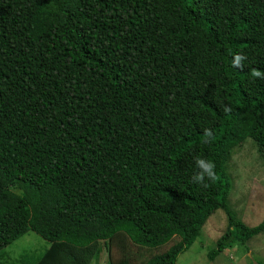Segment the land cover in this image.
Segmentation results:
<instances>
[{"label": "trees", "instance_id": "trees-1", "mask_svg": "<svg viewBox=\"0 0 264 264\" xmlns=\"http://www.w3.org/2000/svg\"><path fill=\"white\" fill-rule=\"evenodd\" d=\"M253 70L264 0H0V257L33 231L49 245L20 264H175L217 209L210 260L263 232L224 172L247 138L264 156Z\"/></svg>", "mask_w": 264, "mask_h": 264}, {"label": "rangeland", "instance_id": "rangeland-1", "mask_svg": "<svg viewBox=\"0 0 264 264\" xmlns=\"http://www.w3.org/2000/svg\"><path fill=\"white\" fill-rule=\"evenodd\" d=\"M230 182L229 208L248 226L257 225L264 216V156L253 140L247 138L236 147L224 164ZM227 216L217 209L208 217L193 244L177 257L175 264H264V231L247 241L233 243L210 260L208 252L224 233ZM48 242L29 231L5 247L0 264H20L22 257H38ZM92 264H108L106 251Z\"/></svg>", "mask_w": 264, "mask_h": 264}, {"label": "clouds", "instance_id": "clouds-1", "mask_svg": "<svg viewBox=\"0 0 264 264\" xmlns=\"http://www.w3.org/2000/svg\"><path fill=\"white\" fill-rule=\"evenodd\" d=\"M246 60H247V56L245 54L237 53L233 57V67H237V68L242 69L244 66L243 62ZM251 75L254 78L264 79V73H262L259 70H253ZM204 132H205L206 138L203 142L204 143H210L214 139L213 132L210 129H205ZM196 165L200 171L197 172L192 177V180L195 183L200 184L203 187H208V184L206 183V179H207V181H212V182H216L219 179V177L215 171L216 165L213 161L197 157L196 158Z\"/></svg>", "mask_w": 264, "mask_h": 264}]
</instances>
